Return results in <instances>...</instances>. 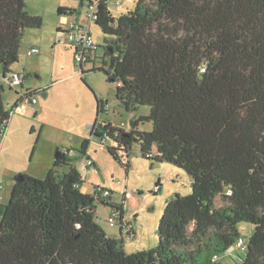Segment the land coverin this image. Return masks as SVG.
Listing matches in <instances>:
<instances>
[{"label": "trees", "instance_id": "trees-1", "mask_svg": "<svg viewBox=\"0 0 264 264\" xmlns=\"http://www.w3.org/2000/svg\"><path fill=\"white\" fill-rule=\"evenodd\" d=\"M75 11L58 8L60 16ZM96 14L114 39L109 60L93 70L117 83L127 110L147 105L150 112L130 130L102 121L107 100L87 83L97 101L91 136L114 140L107 149L127 171L131 148L140 144L143 157L191 175L192 191L168 199L155 247L128 253L121 230V238L108 235L96 219L101 202L119 211L122 225L123 203L84 192L70 150L59 148L65 159L55 157L45 177L20 173L0 204V264H218L214 255L236 243L243 221L253 232L237 264H264V0H137L118 16L98 0ZM42 24L25 0H0L3 77L19 60L25 29ZM3 89L1 135L23 100L8 109ZM145 121L151 130L140 129ZM90 143L84 137L79 151L87 153Z\"/></svg>", "mask_w": 264, "mask_h": 264}, {"label": "rangeland", "instance_id": "rangeland-1", "mask_svg": "<svg viewBox=\"0 0 264 264\" xmlns=\"http://www.w3.org/2000/svg\"><path fill=\"white\" fill-rule=\"evenodd\" d=\"M136 1L122 0L117 4L116 0H107V3L111 12L118 16L134 9ZM25 2L30 13L43 17V24L25 29L20 42L19 60L11 66L13 71L25 75L23 85H9L3 77L1 61L0 85L4 87L2 97L8 109L14 108L27 90L35 92L37 102L32 103L22 98L11 115L8 125L9 128L12 125L14 133L7 137L0 154V198L3 194L10 193L15 175L20 171L19 167L45 177L48 171L45 170V165L50 161L48 154H53L55 158L58 148L66 152L70 150L73 163L84 179L82 190L93 193L95 186H102L110 192L112 201L123 203L125 215L135 224L136 232L123 237L125 251L132 253L155 247L166 203L176 191L184 195L192 191L191 175L174 163L143 157L138 143L131 148L130 168L127 171L125 165L107 149L108 145H115L114 140L91 136V125L97 116V101L93 90L99 97L107 100L109 110L101 113L100 119L111 121L126 130L132 129L133 121L138 116L148 114L150 107L140 105L136 110H127L117 97V83L109 80L104 71L93 70L94 66L103 64V59L109 60L106 50L114 37L105 34L96 22L90 21L87 3L81 6V0ZM66 5L76 9L73 17L67 15L69 21L75 20L87 27L90 25V31L98 45L92 52L91 59L84 63V73L76 59V42L69 40L67 31L59 29L62 16L59 15L58 8ZM34 47L39 52L29 54L28 51ZM139 127L149 131L153 123L145 121ZM84 137H91L85 154L79 151ZM1 138L2 135L0 141ZM87 157L95 161L96 165L89 166ZM68 170V165L62 167V171ZM9 199L10 196L5 203ZM113 212L109 205L97 203V221L109 233L117 231V237L121 238V233L118 232L119 222L115 226L108 222ZM238 227L242 237L249 238L253 232V226L249 222L243 221ZM243 255L244 252L234 243L218 255L217 262L237 264Z\"/></svg>", "mask_w": 264, "mask_h": 264}, {"label": "built area", "instance_id": "built-area-1", "mask_svg": "<svg viewBox=\"0 0 264 264\" xmlns=\"http://www.w3.org/2000/svg\"><path fill=\"white\" fill-rule=\"evenodd\" d=\"M117 4L121 3L122 0H116ZM97 5L98 0H94L93 2H88V11L87 16L90 19V21H94L97 19ZM62 30H65L68 32V37L71 42H76V59L80 64H83L91 59L92 52L95 51L98 47L97 43L94 40V37L90 31V25L87 27L85 24H82L81 22H77L75 20L69 21V19L65 18L62 20V25L60 26ZM39 49L34 47L28 51L29 54H35L38 53ZM25 78V75L20 72L12 71L9 72L7 75L4 76V79L9 83L11 87L17 86L19 84H22L23 79ZM35 92L31 90L25 91V93L22 95L23 98L26 101L35 103L37 102V98L34 96ZM108 106L106 105V108ZM109 110V109H108ZM107 110V111H108ZM92 127V126H91ZM3 133L6 131V128H3ZM122 160L124 162L128 161V156L120 151L119 152ZM87 164L89 166L95 165V162L92 161V159L87 157ZM1 188V186H0ZM94 194L97 198L101 200H106L110 192L107 191L102 186H95L94 187ZM118 217H119V211L114 209L113 214L109 217V224L111 226H115L116 223H118ZM120 230L124 236L129 235L133 232V225L130 221H123L122 225H120ZM236 246L241 251H246L248 248V239L245 237L240 236L236 241ZM218 255H214V259H217Z\"/></svg>", "mask_w": 264, "mask_h": 264}, {"label": "crops", "instance_id": "crops-1", "mask_svg": "<svg viewBox=\"0 0 264 264\" xmlns=\"http://www.w3.org/2000/svg\"><path fill=\"white\" fill-rule=\"evenodd\" d=\"M66 6H68V5H66ZM70 7V6H69ZM70 16V15H69ZM72 17H73V15H71ZM71 17V18H72ZM65 18H67L68 19V16L67 15H63L62 16V20L63 19H65ZM83 24V23H82ZM22 85H23V82H22ZM47 93H44V95H46ZM107 110H108V107H107ZM9 124V123H8ZM17 126V125H16ZM6 131H8V132H6V133H4L3 135H2V138H1V141H0V154H1V152H2V148H3V146L5 145V143H6V140H7V137H9V136H11L14 132H13V128H12V125H10V128H9V125L7 126V129H6ZM1 135V134H0ZM59 149V148H58ZM58 151V150H57ZM71 152V151H70ZM69 152V153H70ZM48 157H50V161H49V163L47 164V165H45V170H49L50 169V167L52 166V164H53V162H54V155L53 154H51V153H49L48 154ZM88 158H90V157H88ZM93 162H95V161H93ZM95 165H96V162H95ZM22 167H19L18 168V170H20L19 172H18V170L16 171V172H18L16 175H15V177L17 176V175H19L20 173H28V174H31V175H35V176H38V177H41V175H39V174H37V173H35L34 171H28V170H26V169H21ZM32 170V169H31ZM48 172V171H47ZM14 182H15V178H14ZM191 182H192V178H191V181H190V187H191ZM14 184V183H13ZM12 187H13V185H12ZM11 190H12V188H11ZM11 190H10V193L9 192H7L6 194H3L2 196H1V198H0V204H2V203H5L6 202V200L9 198V196H11L10 194H11ZM176 192H179V191H176ZM175 194V193H174ZM124 219H125V221H130L129 220V218L127 217V215H125L124 214ZM131 222V221H130ZM132 223V222H131ZM132 225H133V229H134V233L136 232V226H135V224H133L132 223ZM104 228V227H103ZM104 230L107 232V234L108 235H111V236H113V237H117V231H115V232H112V233H109L108 231H107V229L106 228H104ZM118 232L119 233H121L120 232V226H119V229H118ZM125 237V236H124ZM118 238V237H117Z\"/></svg>", "mask_w": 264, "mask_h": 264}, {"label": "water", "instance_id": "water-1", "mask_svg": "<svg viewBox=\"0 0 264 264\" xmlns=\"http://www.w3.org/2000/svg\"><path fill=\"white\" fill-rule=\"evenodd\" d=\"M109 50H110V51H113V48H110ZM111 81H112V80H111ZM133 126H134V124H133ZM55 157L63 158V159L66 158L65 156H63V155L61 154V150H58V151L56 152ZM20 180H22V174L17 175V176L15 177V181H20Z\"/></svg>", "mask_w": 264, "mask_h": 264}]
</instances>
